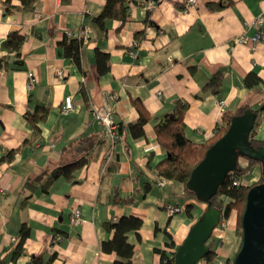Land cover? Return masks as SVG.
I'll return each instance as SVG.
<instances>
[{"label": "crops", "instance_id": "1", "mask_svg": "<svg viewBox=\"0 0 264 264\" xmlns=\"http://www.w3.org/2000/svg\"><path fill=\"white\" fill-rule=\"evenodd\" d=\"M103 2L39 0L31 13L4 15L0 0V42L14 28L25 34L21 61L17 62L21 66L9 64L4 69L0 59V154L17 146L29 133L24 112L40 102L50 107L40 123V139L24 147L11 162L0 164V185L5 188L0 193V261L4 264H24L29 254L41 255L43 261L53 255L48 264H111L116 254L100 248L102 240L111 236L102 223L127 214L142 218L139 238L134 231L127 233V241L134 244L130 264H160L154 247L169 249L164 246L165 231L179 244L206 205L189 197V214L168 216L163 210L162 200L182 203L174 199L180 198L181 185L171 180L157 186L152 181L156 178L154 164L164 156L153 126L170 112L175 98L189 102L183 121L192 140H205L213 134L220 117L219 99L225 100L226 110L241 103L255 109L264 105L263 84L248 89L241 83L250 70L264 80V0H196L189 5L184 0H130L126 20L120 23L108 18L104 37L90 23V16L100 11ZM210 2L219 6L211 7ZM146 10H150L154 26H144ZM258 15H262L263 37L255 48L235 44L237 34L253 32L250 23ZM81 24L90 30L81 50L83 72L58 52L55 43L65 31L76 30ZM142 28L143 38L135 39L133 32ZM96 46L109 52L105 73H96ZM3 53L2 49L0 55ZM215 70L223 72L220 88L195 97ZM29 72L31 88H27ZM110 94L112 98L105 100ZM67 95L73 109L63 113L61 106ZM134 98L151 115L143 127L145 136L133 139L125 129L124 136L111 147L95 113L105 112L108 102L115 121H134L138 116ZM258 118L254 136L260 139L264 138V110ZM79 155L89 160L74 171L73 181L57 177L47 191L36 187L29 198L23 197L29 191L21 186L24 180L38 178L34 179L38 186L43 169ZM146 182L151 183L144 191ZM114 189L120 197L132 195L133 201L114 202ZM74 207L81 210L83 218L78 224L68 219ZM232 210L227 227L213 231L220 239L214 247L217 264L224 263L231 254L230 246L237 242L236 213ZM23 221L30 234L22 242V253L12 259L17 240L10 241V237L18 236ZM57 231L60 237L55 240ZM197 264L206 261L201 258Z\"/></svg>", "mask_w": 264, "mask_h": 264}, {"label": "trees", "instance_id": "2", "mask_svg": "<svg viewBox=\"0 0 264 264\" xmlns=\"http://www.w3.org/2000/svg\"><path fill=\"white\" fill-rule=\"evenodd\" d=\"M39 0H18L14 3L12 0H1L3 14L7 15L13 13L14 11H19L21 13H31L36 9V5ZM130 0H104L102 7L98 13L90 16V23L92 29L97 32L100 36H105L106 29V20L108 18L115 19L120 23L126 20L128 14ZM156 1V0H155ZM211 7L219 6L217 2H210ZM150 10H146L143 22L145 25L154 26L155 23L150 18ZM84 25L81 24L76 30H68L63 33L61 39L57 40L56 46L58 52L63 56L71 60L75 66L78 67L80 71L83 72V66L81 65V50L84 46L82 39ZM144 28L140 30H135L133 32V37L135 39H141L144 36ZM25 39V34L21 33L19 29L9 30L4 38L0 42V51L5 50L6 54H1V67L6 69L11 67H20L21 65L17 62L21 61L20 56V47L21 43ZM94 65H96V73L101 74L109 70V52L100 50L97 46L94 48ZM223 72L220 70H215V72L209 76V78L202 84L200 90L194 94L195 97H202L205 92H213L220 88L222 85ZM241 83L248 89L261 83L264 85V80L262 81L260 76L253 70L247 72L241 80ZM83 99L87 104L86 92L81 88ZM133 106H135L138 111V116L134 121H129L122 123L120 120H116L118 134L123 137L124 133H127L133 138L144 137V125L151 118L149 111H147L139 99L134 98L132 100ZM189 102L185 98H175L173 99L172 107L170 112L163 115V118L156 123L154 128V134H156V142L164 151V156L154 164L153 169L155 170V179L167 178L169 180H174L181 185V193L179 197L182 200L184 205V213L189 214V211L192 207V203L186 201L187 198H195L194 192L191 191L186 186V181L191 170L194 168L196 163L203 158V154L206 151L207 147L212 144L219 136H221L230 121V117L235 114H240L245 109L251 108L247 103H241L234 110H224L220 113L219 120L215 124L213 129V134L207 137L205 140H192L189 138L185 132V121L183 117ZM49 106L40 102L34 105V108L30 111L23 113L28 126L30 127L29 133L24 137V139L15 147H8L4 149L0 154V164L11 162L15 155L22 151L26 146H30L35 140H39L41 134L40 123L46 119L48 116ZM255 123L253 125L252 131L249 134V140L253 147L264 146V138H254L253 134L255 132V125L258 116L263 110L256 108ZM126 129V131H125ZM246 158V163L242 166L239 165L236 161L237 168L231 170L225 175V179L217 187V191L210 197V204L217 207L219 210L222 208V202L219 197L221 194L228 196L230 199L221 211V217H226L229 214L230 209L235 208L236 213V231L238 236L241 234V224H240V215L244 206V198L248 188L255 183L261 182L263 177L261 176L258 181L256 180L251 185H235L233 184L232 177L243 176L248 174L251 168L254 165H261L257 159ZM89 159L85 155H79L75 159L68 161L64 164H55L54 166L43 169L42 179L39 181L38 186L35 185V180L38 178L26 179L21 184L22 188H28V193L23 197L29 198L32 195L33 189L39 187L42 191H47L51 183L57 177L63 178L65 181H73L75 177V172L79 167L84 165ZM153 179L152 181H155ZM151 182H146L144 185V191L147 190ZM134 197L132 195L126 196L125 198L120 197L117 193V189H114L113 201L118 203L132 202ZM222 200V199H221ZM177 203V202H176ZM205 203V202H204ZM206 205V203H205ZM142 223V218L137 217L132 214L120 215L116 220H104L102 223L103 229H106L108 232H111V236L102 240L100 248L103 252H114L116 258L111 262V264H130L134 244L131 241H127L128 231H134L136 237L139 238L138 230L139 226ZM59 231L54 232L56 236ZM30 234L29 225L26 221H23L18 229V236H16L17 242L15 247L11 251L10 257L15 259L17 255L22 253L23 250V240ZM167 240L164 241V246L169 249H160L154 247V250L159 253V263L160 264H173L174 250L178 244H175L171 239L170 234L165 231ZM15 240V241H16ZM217 244L215 237L210 235V238L207 241L209 251L203 256L202 259L206 261V264H217L215 261V256L217 254L216 249H214ZM235 254V253H234ZM227 257L224 260L223 264H231L233 256ZM53 259V255L47 258L46 261H43L41 255L38 254H29V259L24 264H48ZM0 264H4V261H0Z\"/></svg>", "mask_w": 264, "mask_h": 264}, {"label": "water", "instance_id": "3", "mask_svg": "<svg viewBox=\"0 0 264 264\" xmlns=\"http://www.w3.org/2000/svg\"><path fill=\"white\" fill-rule=\"evenodd\" d=\"M258 108L264 110V105ZM255 116V108L232 115L225 132L207 147L203 158L191 170L186 186L206 206L176 246L173 264H197L210 250L207 240L221 217V211L210 204V197L225 175L237 168L238 156L257 159L263 179L245 194L240 215L241 238L231 264H264V146L253 147L249 140Z\"/></svg>", "mask_w": 264, "mask_h": 264}, {"label": "built area", "instance_id": "4", "mask_svg": "<svg viewBox=\"0 0 264 264\" xmlns=\"http://www.w3.org/2000/svg\"><path fill=\"white\" fill-rule=\"evenodd\" d=\"M155 1V0H154ZM196 0H184V3L186 5L189 4H194ZM148 5H153V2H148ZM262 22V15H258L256 17H254V19L251 21V26L253 28V32L249 35H247L244 32H241L239 34H237V36L233 39V42L235 44L237 43H241V44H246L251 48H255V44L257 41L261 40V38L263 37L262 31H261V23ZM90 34V30L87 27L83 28V34H82V39L83 42L85 43L89 37ZM57 76L60 77V75H62L61 71H57L56 72ZM28 81H27V88H31V86L33 85V79L31 78V73H28ZM113 94L107 95L105 97V100H109L110 98H112ZM225 100L224 99H219L217 101V108L219 110V112H223L224 110H226L225 108ZM105 109L103 113H95L96 119L98 121V123L102 124V135H104V137L108 140L109 142V146L112 147V144L116 141H118L121 136L118 134L117 131V123L114 119V114L112 111V107L108 104V102L105 103ZM73 109V104L71 101V97L69 95L65 96L63 98V104L61 106V111L64 113L66 111H69ZM241 160H243L241 162ZM237 163H239V165H244L246 163V158L245 156H238L237 157ZM233 180V184L235 185H250L252 182H250L251 180H253V178H249L246 177V175L243 176H237V177H232ZM171 180L167 179V178H159V179H155V183L157 184V186H162L166 183H170ZM5 192V188L3 186L0 185V193L3 194ZM221 197H224L223 194L220 195ZM226 200H228V196H226ZM223 202V206L222 208L225 206V204L227 203V201H222ZM159 204L161 205V207L163 208V210L166 212V214L168 216H174V214L177 213H181L184 212V205L181 203H176V202H170V201H160ZM222 208L220 211H222ZM231 210L229 211V214L226 217H222L218 224L217 227L215 229H218L219 231L226 228L227 227V219L230 215ZM70 222L72 224H78L80 223V221L83 220V218L81 217V210L77 207H74L69 215ZM60 237L59 234H57V236L54 237L55 240H58ZM16 237L15 236H11L10 237V241H15Z\"/></svg>", "mask_w": 264, "mask_h": 264}, {"label": "rangeland", "instance_id": "5", "mask_svg": "<svg viewBox=\"0 0 264 264\" xmlns=\"http://www.w3.org/2000/svg\"><path fill=\"white\" fill-rule=\"evenodd\" d=\"M255 133V132H254ZM253 136H254V134H253ZM254 138H256L255 136H254ZM243 160H241V162H242ZM260 171H261V168L259 167V165H254V167L253 168H251V170H250V172L248 173V174H245L246 175V177H249V178H253V180H251L250 182H255L256 180L258 181V179L260 178V176H259V174H260ZM251 183V184H252ZM250 184V185H251ZM174 199H178L180 202H182V200H181V198H176V196L174 197ZM219 199H220V201L222 202V201H227V203H229V201H230V199H228V200H226V197H225V195H224V197H219ZM222 199V200H221ZM226 203V204H227ZM225 204V205H226ZM222 206H223V202H222ZM233 209V210H232ZM232 209H230V210H232V213H233V211H235V208H232ZM236 212V211H235ZM230 216V215H229ZM214 232H212V236L213 237H215L214 235ZM235 236H237V242L236 243H234V245H231L230 246V248H232V250H231V254H230V256L229 257H231L234 253H235V251H236V249H237V246H238V244H239V242H240V238H241V236H238V234H237V231L235 230ZM215 239H216V242H218L220 239L219 238H216L215 237ZM208 241V240H207Z\"/></svg>", "mask_w": 264, "mask_h": 264}]
</instances>
